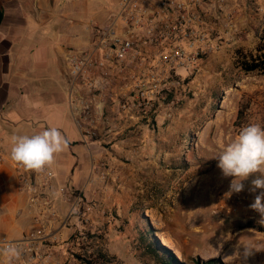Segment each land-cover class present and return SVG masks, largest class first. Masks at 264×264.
Here are the masks:
<instances>
[{
	"label": "crops",
	"instance_id": "0c3cea01",
	"mask_svg": "<svg viewBox=\"0 0 264 264\" xmlns=\"http://www.w3.org/2000/svg\"><path fill=\"white\" fill-rule=\"evenodd\" d=\"M110 1L115 0H0V241L17 240L31 231L36 210L18 189L16 169L21 167L10 158L12 137L56 127L68 144L47 167L54 175L46 194L55 216L44 213V234L60 261L61 245L72 254L81 251L84 237L75 236L86 227L101 235L107 252L122 264L134 257L130 241L137 193L131 186V168L140 162L139 154L151 152L147 138L155 131L140 125L92 141L82 137L75 122L78 99L94 104L97 98L75 86L65 62L70 51L89 48L94 28L111 19ZM259 2L264 5V0ZM96 125L101 130L105 119ZM129 157L134 161L128 162ZM63 187L81 200L73 211L74 200L63 202ZM102 223L105 229L100 231ZM3 256L0 246V264ZM67 264L80 262L73 257Z\"/></svg>",
	"mask_w": 264,
	"mask_h": 264
},
{
	"label": "rangeland",
	"instance_id": "374dc122",
	"mask_svg": "<svg viewBox=\"0 0 264 264\" xmlns=\"http://www.w3.org/2000/svg\"><path fill=\"white\" fill-rule=\"evenodd\" d=\"M259 16L257 26H242L239 38L223 41L218 52L200 62L198 72L177 87L176 101L161 106L159 118H150L147 126L140 122L155 132L147 138L151 152L139 154L140 162L131 168L137 216L131 220L134 257L127 264H163L164 257L147 247V226L159 244L158 235L170 239L181 259L161 245L182 264H264V231L246 227L252 221L264 230L262 217L249 207L259 192H249L258 173L235 193L230 191L233 177H224L217 167V156L242 127L264 128V72L245 74L235 61L236 50L253 51L264 28V8ZM98 228L103 231L105 224ZM83 237L80 244L89 247L98 239L90 249L111 256L100 234L86 227Z\"/></svg>",
	"mask_w": 264,
	"mask_h": 264
},
{
	"label": "built area",
	"instance_id": "2783aa9c",
	"mask_svg": "<svg viewBox=\"0 0 264 264\" xmlns=\"http://www.w3.org/2000/svg\"><path fill=\"white\" fill-rule=\"evenodd\" d=\"M109 6L112 17L94 28L89 48L72 50L65 58L75 86L97 98L94 104L78 99L75 122L88 141L159 118L161 106L168 99L176 101L177 87L198 72L200 62L218 52L223 41L239 38L243 25L259 22L264 8L259 0H115ZM68 103H73L70 95ZM102 118L105 125L99 130L96 120ZM16 171L19 191L36 210L31 231L17 240L0 241L2 263L67 264L73 254L61 245L60 261L44 234L48 223L44 213L55 216L46 194L52 187V171L47 167L39 173ZM59 192L63 202L74 200L71 211L75 210L80 198L67 187ZM80 236L78 231L75 239ZM9 244L19 256L5 251Z\"/></svg>",
	"mask_w": 264,
	"mask_h": 264
},
{
	"label": "clouds",
	"instance_id": "9594fccd",
	"mask_svg": "<svg viewBox=\"0 0 264 264\" xmlns=\"http://www.w3.org/2000/svg\"><path fill=\"white\" fill-rule=\"evenodd\" d=\"M68 141L56 127L47 128L34 135L12 137L10 158L19 167L35 172H42L55 162V156L67 147ZM217 167L224 177H233L230 191L239 193L244 190L250 175L257 174L251 180L249 192L257 193L250 208L262 217L264 223V128L251 123L241 128L238 135L217 156ZM5 251L19 256L10 244Z\"/></svg>",
	"mask_w": 264,
	"mask_h": 264
},
{
	"label": "trees",
	"instance_id": "16d2710c",
	"mask_svg": "<svg viewBox=\"0 0 264 264\" xmlns=\"http://www.w3.org/2000/svg\"><path fill=\"white\" fill-rule=\"evenodd\" d=\"M235 61L236 66L245 74L255 73V72H264V28L257 36V43L251 52H243L236 50L235 52ZM246 227L256 229L259 232L261 230L254 222H246ZM145 238L148 241V249L155 253L161 254L163 259V264H182L178 262L171 252L159 244L158 240L153 235V230L147 226V231L145 233ZM79 249L82 254H74V257L80 264H117L114 256H109L100 249L92 250L89 254L87 252V246L80 245ZM205 264H211L210 261Z\"/></svg>",
	"mask_w": 264,
	"mask_h": 264
},
{
	"label": "bare ground",
	"instance_id": "6f19581e",
	"mask_svg": "<svg viewBox=\"0 0 264 264\" xmlns=\"http://www.w3.org/2000/svg\"><path fill=\"white\" fill-rule=\"evenodd\" d=\"M158 234V233H156ZM158 239L160 240V243L168 248H173V252L174 254H176V257L178 256V258H182V255H179V251H175L176 249H174V247H172V242L170 241V239H168V237L164 236V235H158Z\"/></svg>",
	"mask_w": 264,
	"mask_h": 264
}]
</instances>
